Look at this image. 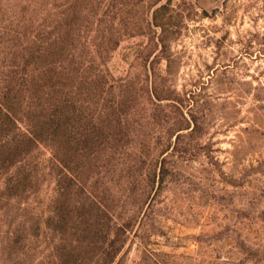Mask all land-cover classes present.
I'll use <instances>...</instances> for the list:
<instances>
[{"label":"rangeland","instance_id":"obj_1","mask_svg":"<svg viewBox=\"0 0 264 264\" xmlns=\"http://www.w3.org/2000/svg\"><path fill=\"white\" fill-rule=\"evenodd\" d=\"M0 264H264V0H0Z\"/></svg>","mask_w":264,"mask_h":264}]
</instances>
